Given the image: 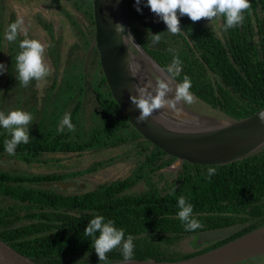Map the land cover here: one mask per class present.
Instances as JSON below:
<instances>
[{
	"label": "trees",
	"instance_id": "1",
	"mask_svg": "<svg viewBox=\"0 0 264 264\" xmlns=\"http://www.w3.org/2000/svg\"><path fill=\"white\" fill-rule=\"evenodd\" d=\"M138 8L142 10L138 11ZM129 10L130 27L137 41L178 84L187 76L191 81V94L233 120L250 117L264 107V0H250V7L243 11L242 24L225 30L220 39L214 30L203 27L198 21L193 22L187 15L180 16L178 11L181 32L177 35L185 45L178 38H171L179 40L181 48L177 51L176 44L167 40L169 32L162 16L150 9L147 0H139V3L129 0ZM83 12L94 25L91 0H84ZM221 20L225 25L226 18L221 16ZM256 29L261 35L260 43L254 41ZM156 34L161 36L159 41L153 39ZM23 39L17 34L11 41L14 53L5 69L0 71V110L6 114L10 112L5 107L9 99L14 103L16 97L19 103L17 95L33 92L38 83L33 79L24 86L17 78L16 56L21 51L19 44ZM1 41L2 35L0 64ZM51 53L58 52L53 49ZM177 54L182 62L180 72L172 64ZM55 60H59L57 55ZM77 60L73 62L74 70L64 77L66 82L61 87L65 92L62 93L60 88L57 96L49 93L44 98L45 102L50 101L49 106H45L41 114L35 108L31 110L33 120L28 125V144L19 145L15 155H11L5 151L4 144L10 133L0 132V156L32 164L41 162L44 155H80L132 145L130 151L132 158L135 156L136 168L126 179L99 184L93 190L74 194L43 184L97 172L109 166L110 161L97 162L84 171L63 175L30 174L0 168L2 241L28 258L45 264L125 261L121 251L123 241L106 254L107 261H101L94 248L99 231L93 236L85 234L90 220L103 215L104 222L113 220L117 228L125 230V239L129 235L133 237L135 247L130 260L173 262L213 250L264 226V151L229 165L213 166L217 171L210 178L207 174L210 166L185 162L177 171L176 180L170 182L165 177V169L175 162V158L145 140L131 126L106 84L96 47L92 54L96 67L92 85L100 108L99 117L96 126L89 130L84 128L82 108L88 80L84 75L85 59L78 57ZM34 98H37L36 94ZM71 106L74 107L71 109ZM68 113L75 130L69 131L65 126L60 132V121ZM154 177L161 178L160 181L166 179V186L159 189ZM140 182H145L148 190L130 193ZM180 196L194 205V216L201 222V227L195 231L186 230L178 217ZM234 225L244 227L199 252L180 254L173 248L191 233ZM248 264H256V261Z\"/></svg>",
	"mask_w": 264,
	"mask_h": 264
},
{
	"label": "water",
	"instance_id": "2",
	"mask_svg": "<svg viewBox=\"0 0 264 264\" xmlns=\"http://www.w3.org/2000/svg\"><path fill=\"white\" fill-rule=\"evenodd\" d=\"M129 13V0H93L94 42L106 84L131 126L145 140L175 158V162L165 170L177 171L185 162L201 166L229 165L264 151V119H261L264 107L250 117L240 120L227 118L218 125L211 126L184 112L178 107L176 96L172 97L173 100L165 91L162 99L167 104L154 109L146 120L138 119L142 110L133 97L138 100L159 95V91L150 83L154 81V77L161 81L162 78L150 66L154 65L162 74L166 71L135 38L129 23ZM139 55L143 56L145 62L138 58ZM43 185L65 191L75 183L55 182ZM243 227L244 225H234L195 233V245L205 248L211 242L229 238ZM262 256L264 226L218 248L184 260H125L108 264H242ZM0 264L45 263L28 258L0 239Z\"/></svg>",
	"mask_w": 264,
	"mask_h": 264
},
{
	"label": "rangeland",
	"instance_id": "3",
	"mask_svg": "<svg viewBox=\"0 0 264 264\" xmlns=\"http://www.w3.org/2000/svg\"><path fill=\"white\" fill-rule=\"evenodd\" d=\"M76 1L65 0V2L62 3L61 0H23V2H18L17 0H0V35H2L1 64L4 65V69L9 58L14 53L11 44L12 42L6 39L5 32L13 22L18 18H22L24 20V28L27 32H18V36L41 41L45 45V61L52 70L51 74L44 76L42 81H38L37 85L33 87V92L30 91L25 94V96L17 95V98L20 99L19 103L17 102L16 97L14 98V103L13 99H9L5 107L6 110L9 109L10 111L22 109L26 112H31V110L35 108V110L41 114L44 107H48V103H50V101L45 102L44 98H46L49 93L56 96L60 94L62 89L61 86L66 82L64 77L74 70L73 62H78V57H80V59L84 58L86 62L84 75L86 76V80H88L85 84L87 85L88 92H86L87 96L85 100H83L82 122L84 128L89 130L97 125L99 117L97 114L100 110L96 103V96L93 95L94 87L92 85L94 78L93 75L96 70V67L93 65L92 54L93 48L96 46L92 38L86 36L85 39L82 36V34L89 33L88 30L90 28L88 27V23H90V21L86 20L85 16L82 14V9H80L82 4L80 0ZM198 22L202 24L203 27L209 30H214L219 39L221 37L223 38L225 28L221 17L218 19L216 17L211 19L202 18ZM168 36L167 40L178 38L180 43L185 45L184 41L178 37L177 34L169 32ZM178 39L171 40L176 44V51L178 48H181ZM90 40L92 41L89 44ZM254 41L256 43H260L261 41V35L257 29L254 33ZM53 49H56V52L58 53H51ZM56 55L59 57L58 61L55 60ZM138 58L142 62H145L142 55H139ZM150 68L162 78L161 81L154 77V81L151 82L150 85L158 90L159 93L164 89V93L166 91L171 98L177 96L179 84L166 72L163 74L158 72V69L154 68V65H151ZM6 78L7 77L4 79ZM3 82L5 85L6 80ZM161 84L166 87L162 89ZM174 86L175 89H172ZM64 92L65 89L63 88L62 93ZM11 93L16 96L13 91ZM34 94L37 96L36 99L34 98ZM193 97L194 100L190 104L183 100H177L178 107L193 118H197L199 121L202 120L206 125L215 126L227 119V117L218 110L213 109L196 96L193 95ZM172 99L174 100V98ZM1 107L2 104H0V108ZM73 107L74 106H71V109ZM0 111L5 112L2 109ZM34 115H37V113L34 112ZM4 131L8 130L0 128V132ZM131 148H133L132 145H124L116 148L103 149L100 152H88L80 155H44L40 158L41 162H35L32 164H26L20 160L3 155L0 156V168L6 171L27 172L30 174L63 175L84 171L97 162L110 161L109 163L111 164L109 166H106L97 172L87 173L76 177L77 181L81 184V188L74 190L70 189V191L67 192L68 194H74L93 190L99 184L126 179L131 176L132 171L136 168V159L135 156L132 158L133 153L130 151ZM165 171L167 172L165 176L167 180L174 182L178 170H174V172ZM160 179L161 178L159 177H154V182H157L159 189H162L166 186V179H162L161 181ZM146 190H148L147 184L145 182H140L130 193L140 194ZM195 242L196 239L187 237L178 242L173 248L180 254L196 253L204 249L196 246ZM215 243L216 242H211L207 246H211ZM255 261L256 264H264V258L260 260L261 263L257 260Z\"/></svg>",
	"mask_w": 264,
	"mask_h": 264
},
{
	"label": "clouds",
	"instance_id": "4",
	"mask_svg": "<svg viewBox=\"0 0 264 264\" xmlns=\"http://www.w3.org/2000/svg\"><path fill=\"white\" fill-rule=\"evenodd\" d=\"M139 3V0H137ZM147 5L150 9L162 16V19L167 25L168 32L178 34L181 32L179 15H187L195 22L202 18L217 19L221 16L226 18L224 25L225 30L234 28L244 21L243 11L250 7V0H147ZM141 11L142 9H137ZM18 32H27L24 28V20L18 18L13 22L5 32L6 39L13 41L17 38ZM154 40L159 41L161 36L156 34ZM19 47L21 51L16 56L18 80L24 86H27L33 79L42 81V78L51 74V67L45 61V45L37 40L25 38L20 41ZM172 64L177 66V72L181 71L182 62L179 55H174ZM4 70V65L0 64V71ZM171 70V68L169 69ZM166 86L161 84V88ZM191 88V81L186 76L181 84L178 86L176 99L183 100L187 103H192L194 100L193 95L189 91ZM164 91H160L156 97L140 98L133 100L141 109V115L138 118L140 121L146 120L147 117L153 112L154 109L161 107L162 104H167L162 98ZM174 107V105H169ZM264 119V115L261 116ZM33 120V115L22 109L12 110L7 114L0 111V128L8 130L10 138L4 141L5 151L11 155H15L16 149L21 144H28L30 141L28 125ZM65 126L69 131L75 130V125L72 123L71 114H65L64 118L60 121L58 130L63 132ZM216 168L213 166L208 167L207 174L210 178L216 173ZM178 212L179 219L184 223L186 230L195 231L201 227V222L194 216V205L187 202L186 197L180 196L178 199ZM105 221V216L96 215L89 222L85 230V234L93 236L94 233L99 231V236L94 239V248L101 261H107V253L122 245V255L124 260H130L133 256L134 242L133 237L129 235L125 239V230L117 228L115 221Z\"/></svg>",
	"mask_w": 264,
	"mask_h": 264
},
{
	"label": "flooded vegetation",
	"instance_id": "5",
	"mask_svg": "<svg viewBox=\"0 0 264 264\" xmlns=\"http://www.w3.org/2000/svg\"><path fill=\"white\" fill-rule=\"evenodd\" d=\"M18 2H23V0H17ZM62 1V3L63 2H65V0H61ZM76 1V0H75ZM87 1V0H86ZM92 1V5H93V0H91ZM77 2V1H76ZM79 2V1H78ZM80 2H81V6H80V9H82V14L85 16V18H86V15L84 14V12H83V4H84V0H80ZM129 12H130V10H129ZM93 19H94V17H93ZM86 20H88L87 18H86ZM129 23H130V13H129ZM89 24V30H88V32L89 33H86V34H82V36L86 39V36L88 37V38H92V40H94L95 41V27H94V25H95V23H94V25L93 24H91V22L90 23H88ZM93 31H94V34H93ZM92 40H90V41H92ZM56 50V49H55ZM99 58H100V56H99ZM100 65H101V63H100ZM101 70H102V68H101ZM102 73H103V71H102ZM99 74H100V72H99ZM104 74V73H103ZM94 76V75H93ZM56 182H62V183H70V182H73V183H75V185L74 186H71V187H68L65 191H63V190H61V189H56V190H59L60 192H64V193H67V192H69L70 191V189L72 190H74V189H78V188H81V184L77 181V179L75 178V179H65V180H59V181H56ZM53 183H55V182H53ZM68 194V193H67ZM193 234H195V233H191L190 235H188L187 237L188 238H190V237H192L193 239H195V236H193ZM186 237V238H187ZM264 258V256H262V257H258V258H255V259H252V260H249V261H247V262H244V263H242V264H248L250 261H255V260H257L259 263H261V259H263Z\"/></svg>",
	"mask_w": 264,
	"mask_h": 264
}]
</instances>
